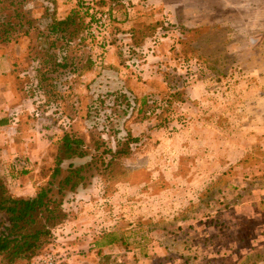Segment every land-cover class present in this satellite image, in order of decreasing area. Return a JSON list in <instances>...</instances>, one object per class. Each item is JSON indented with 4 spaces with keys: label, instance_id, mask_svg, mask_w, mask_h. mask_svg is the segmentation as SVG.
Returning a JSON list of instances; mask_svg holds the SVG:
<instances>
[{
    "label": "rangeland",
    "instance_id": "1",
    "mask_svg": "<svg viewBox=\"0 0 264 264\" xmlns=\"http://www.w3.org/2000/svg\"><path fill=\"white\" fill-rule=\"evenodd\" d=\"M77 1L26 0L35 29L0 42V152L29 144L0 173L6 188L47 185L64 132L87 156L62 169L89 163L51 243L16 264H264V0H94L84 46L57 41L45 59L37 29ZM16 7L0 3V23H16ZM63 57L37 87L36 69ZM129 137L130 154L105 168L101 153Z\"/></svg>",
    "mask_w": 264,
    "mask_h": 264
},
{
    "label": "trees",
    "instance_id": "2",
    "mask_svg": "<svg viewBox=\"0 0 264 264\" xmlns=\"http://www.w3.org/2000/svg\"><path fill=\"white\" fill-rule=\"evenodd\" d=\"M5 0H0L2 3ZM10 6L17 5L13 11V17L16 18V23H11L8 16H3V22L0 23V42H9L11 38L8 36L16 28L26 30L16 36L14 40L19 37H28L29 32L34 27H31V19L28 12L23 9L20 11L21 5L26 3V0H9ZM100 5H103L105 2ZM111 1V0H110ZM77 9H73L64 18H56L51 16L50 22L46 27V34L37 29L36 38L42 40L43 45L46 46L45 59L52 60L55 56L50 54L49 50L56 48V42L62 41L64 49L71 47H82L87 40L86 33L89 26L94 23L95 16H90V21L85 22L92 10L89 6H84L81 0L77 1ZM7 19V20H6ZM75 41H77L75 43ZM75 43V44H74ZM59 49H63L59 47ZM66 58L63 57L62 63L53 62L50 68L44 70H37L36 78L38 86L41 82L46 81L48 72L55 73L58 67L66 65ZM44 60L43 62H45ZM147 97L140 100V109L147 105ZM164 104L167 105V102ZM164 121V120H162ZM136 138L129 137L124 143L117 144L118 149H105L101 153L109 155L105 168L117 167V163L121 158L130 154L129 145L134 143ZM59 149L55 156V166L50 175V181L47 185L40 187L32 196L16 197L12 195L6 188L5 184L0 178V264H16L17 262L29 263L40 252L51 243L54 231L63 225L67 220V212L63 207L64 192H73L79 186H83L85 181L84 171L88 168L89 163L81 166H73L71 163L63 170L62 164L74 159H83L87 156L86 146L83 139L73 133L64 132L59 140ZM95 149H98V142H94ZM101 160L103 166L105 159ZM120 163V162H119ZM23 175L27 172H22ZM62 176L56 185V192L54 191V181L57 177ZM109 237L103 244L110 246L115 244L118 240L114 238L113 234L107 235Z\"/></svg>",
    "mask_w": 264,
    "mask_h": 264
},
{
    "label": "crops",
    "instance_id": "3",
    "mask_svg": "<svg viewBox=\"0 0 264 264\" xmlns=\"http://www.w3.org/2000/svg\"><path fill=\"white\" fill-rule=\"evenodd\" d=\"M13 119L16 120V118H13ZM2 121L5 124L7 122L6 120H0V123ZM15 126L18 127V125H15V123H13V126L12 127H15ZM5 128L0 125V138L3 139L2 141L7 140V138L5 139V136L3 135V132H5ZM14 138L16 140V136H14ZM11 142H12V144H11ZM9 143H10V145H8V143H6V145H7L8 148H6V149L4 148L0 152V155L2 153L4 154V158H3L4 160L3 161H1V157H0V173H2V174L5 172V168L9 166L10 161L14 157V156L11 155V153H16V152H21L22 153L24 150H26L27 152L29 151V144L28 143H18V144H15L14 143V145H13V139H10ZM12 146H14V147H12ZM12 191H13L12 194L15 195L16 197H23L21 195L23 193V190L20 189L19 187H16V189L15 190L13 189ZM77 218H78V216H77Z\"/></svg>",
    "mask_w": 264,
    "mask_h": 264
},
{
    "label": "built area",
    "instance_id": "4",
    "mask_svg": "<svg viewBox=\"0 0 264 264\" xmlns=\"http://www.w3.org/2000/svg\"><path fill=\"white\" fill-rule=\"evenodd\" d=\"M81 1L83 2V4L85 6H89V7L93 6V3H94V0H81ZM98 17H99V22H98L99 25H102L107 20V15L106 14L99 15ZM18 164L20 166L21 165L24 166L26 164V162L18 161ZM45 264H54L53 258H51V257L47 258V260H45Z\"/></svg>",
    "mask_w": 264,
    "mask_h": 264
}]
</instances>
